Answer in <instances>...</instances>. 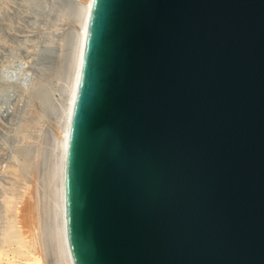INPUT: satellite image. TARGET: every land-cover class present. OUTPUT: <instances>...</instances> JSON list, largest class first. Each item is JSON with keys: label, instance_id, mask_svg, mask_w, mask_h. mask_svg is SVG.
<instances>
[{"label": "water", "instance_id": "95a60500", "mask_svg": "<svg viewBox=\"0 0 264 264\" xmlns=\"http://www.w3.org/2000/svg\"><path fill=\"white\" fill-rule=\"evenodd\" d=\"M65 161L75 264H264V0H94Z\"/></svg>", "mask_w": 264, "mask_h": 264}, {"label": "bare ground", "instance_id": "6f19581e", "mask_svg": "<svg viewBox=\"0 0 264 264\" xmlns=\"http://www.w3.org/2000/svg\"><path fill=\"white\" fill-rule=\"evenodd\" d=\"M93 3L72 0L62 14L65 49L59 96L50 121L36 117L35 132L27 140L32 148L14 165L9 187L1 191L0 264H75L67 226L65 160Z\"/></svg>", "mask_w": 264, "mask_h": 264}, {"label": "rangeland", "instance_id": "374dc122", "mask_svg": "<svg viewBox=\"0 0 264 264\" xmlns=\"http://www.w3.org/2000/svg\"><path fill=\"white\" fill-rule=\"evenodd\" d=\"M71 2L0 0V210L14 165L32 148L36 117L50 121L54 112L65 49L62 14Z\"/></svg>", "mask_w": 264, "mask_h": 264}]
</instances>
